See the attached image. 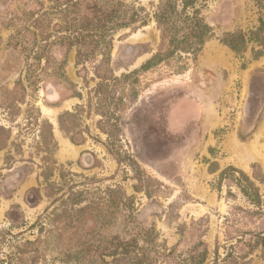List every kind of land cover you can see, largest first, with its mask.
<instances>
[{"label":"rangeland","instance_id":"rangeland-1","mask_svg":"<svg viewBox=\"0 0 264 264\" xmlns=\"http://www.w3.org/2000/svg\"><path fill=\"white\" fill-rule=\"evenodd\" d=\"M186 1L0 0V258L131 264L99 258L117 238L161 264H213L264 232V0ZM113 5L146 23H109L104 39ZM194 15L214 36L168 54ZM239 32L241 53L221 42ZM230 167L263 179L262 212L221 177Z\"/></svg>","mask_w":264,"mask_h":264},{"label":"trees","instance_id":"trees-1","mask_svg":"<svg viewBox=\"0 0 264 264\" xmlns=\"http://www.w3.org/2000/svg\"><path fill=\"white\" fill-rule=\"evenodd\" d=\"M73 2V1H72ZM189 2L191 0L186 1L184 3V9H187L189 6ZM67 4V1L65 5ZM78 5V2H73V6ZM122 4L120 3L119 6ZM115 7L113 5L112 7L104 8L100 10L99 8V28L102 32H100L104 39L109 34V31L106 29L107 25L109 23H115L117 27H122L127 24H131L132 22L136 21L137 18L141 17L139 13L134 11L127 19V17L124 15L123 9L121 7L119 8ZM56 8H59L61 11H66L63 7H59L56 5ZM173 11H171L169 8L161 7V9H157L155 11V17L156 20L161 27V30L163 31V39H165L168 33H166V28L164 29V26L170 23H174V17H173ZM96 18V16H95ZM142 24L146 23L147 16L141 17ZM190 21L188 22V26H190V32L183 33L182 35H179L177 32H172L170 35L169 40V47L167 49L168 54H172L176 52L177 50L184 48L182 44L189 43L190 45H201L203 41L206 40V38H209L213 36V33H210V28L207 24L203 23L202 20L197 17L196 15L192 16L191 18L188 17ZM125 20H128L127 22ZM261 30H264V20H261V27H259L257 32H253L254 35H258ZM248 38L245 33L239 32V33H227L221 38V42L225 45H227L230 49H232L234 52L241 53L247 48L248 44ZM95 52V49H90ZM89 50V51H90ZM80 51V49H79ZM88 51V50H87ZM163 50L157 54V56H161ZM264 54L263 50L258 51V56H261ZM61 69V66L59 67ZM62 74L63 69H62ZM62 125V121H61ZM0 129L5 130L3 127H0ZM231 173H238V176L231 175ZM230 175L235 179L237 185L241 189L242 193L245 195V197L248 199V201L255 206H258L260 211L262 212V205L263 195L259 191V187L256 185L255 180L262 181L263 179H260L256 173L253 174V178L249 176L247 173L237 170L235 167L227 168L225 171L221 173V177ZM253 235L252 240L254 241L252 244V247L250 245V249L247 252H240L238 251V245L240 243H243L244 241V235L246 234ZM235 244H230L228 246V252L225 257L217 256L213 264H250V251L256 250L260 248L261 253L264 257V232H244L241 236L239 235V238L236 239ZM251 240V241H252ZM116 241V242H115ZM112 242L113 245L111 247H103L102 250L99 251V258L103 259L105 256H115V261H119L121 259H124L126 255H130V259L132 260L131 264H161L160 263V257L156 255H152V251L154 249L153 246L149 245H142L139 246L138 242L136 240H120L117 238H114ZM29 244H33V242H29ZM16 254H10L7 255L5 258H0V264H23V259L18 258L15 256ZM68 257L71 256V253L66 254ZM261 255V256H262ZM35 257V256H34ZM31 259L30 264H36L33 259ZM62 261L65 262V258H61ZM68 262V261H66ZM190 264H205V258L202 257L199 260L192 259V262Z\"/></svg>","mask_w":264,"mask_h":264},{"label":"flooded vegetation","instance_id":"flooded-vegetation-1","mask_svg":"<svg viewBox=\"0 0 264 264\" xmlns=\"http://www.w3.org/2000/svg\"><path fill=\"white\" fill-rule=\"evenodd\" d=\"M209 28H210V31H211L210 33H213V36H214L213 28L211 26H209ZM213 36H211V37H213ZM211 37H209V38H211Z\"/></svg>","mask_w":264,"mask_h":264}]
</instances>
